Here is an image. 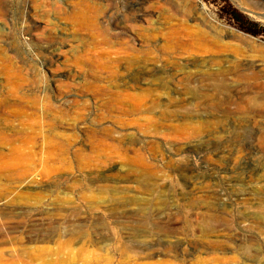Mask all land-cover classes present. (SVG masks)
I'll list each match as a JSON object with an SVG mask.
<instances>
[{
    "label": "rangeland",
    "instance_id": "374dc122",
    "mask_svg": "<svg viewBox=\"0 0 264 264\" xmlns=\"http://www.w3.org/2000/svg\"><path fill=\"white\" fill-rule=\"evenodd\" d=\"M263 7L0 0V264H264Z\"/></svg>",
    "mask_w": 264,
    "mask_h": 264
},
{
    "label": "bare ground",
    "instance_id": "6f19581e",
    "mask_svg": "<svg viewBox=\"0 0 264 264\" xmlns=\"http://www.w3.org/2000/svg\"><path fill=\"white\" fill-rule=\"evenodd\" d=\"M86 2V1H85ZM90 6V5H89ZM94 7V6H93ZM177 7V6H176ZM173 8V7H172ZM174 10H175V8H174ZM80 11V10H79ZM175 11H177V10H175ZM86 12V11H85ZM170 12V11H169ZM82 14H83V16H84V14L86 15V13H83V11L81 12ZM172 13H173V11H172ZM171 14V13H170ZM175 15V14H174ZM91 17V16H90ZM169 17V16H168ZM86 18H87V16H86ZM85 19V18H84ZM94 21V20H93ZM96 22V21H95ZM94 23V22H93ZM139 27H137V29H138ZM136 29V28H135ZM179 29V28H178ZM177 30V29H176ZM197 32V31H196ZM206 37V36H205ZM204 38V37H203ZM194 39V38H193ZM201 40V39H200ZM255 41V40H254ZM124 43V42H123ZM122 46V45H121ZM135 45H133V47H134ZM136 51H138V49L136 50ZM208 51V50H207ZM133 54V53H132ZM130 63H132V62H130ZM207 62H204V63H202L200 66H201V68L199 69V71L206 77V79H209V80H211V79H214V78H220V77H223V79H224V77L226 76V75H228L229 73H231V68H225V67H223V66H219V67H216V69H212L210 66H207V64H206ZM199 65V64H198ZM239 71V70H238ZM186 73H188V72H186ZM239 73V72H238ZM135 74V73H134ZM201 74V75H202ZM232 74V73H231ZM233 75V74H232ZM238 75V74H237ZM201 77V76H200ZM186 78H190V76L187 74V76H186ZM204 80H205V78H204ZM219 80V79H218ZM205 81H207V80H205ZM214 82V81H213ZM222 82V81H221ZM213 89V88H212ZM210 90V89H209ZM217 90V89H216ZM199 93V92H198ZM199 96V95H198ZM1 141V140H0ZM12 145H13V143H12ZM17 152V151H16ZM242 169V168H241ZM243 175V174H242ZM241 182V181H240ZM251 187V186H250ZM243 189V188H242ZM125 203V202H124ZM75 210V209H74ZM206 210V209H205ZM208 210H210V209H208ZM208 210H206V211H208ZM77 211V210H76ZM205 211V212H206ZM8 214V213H7ZM6 214V215H7ZM205 213H203V212H201V214L200 213H198V218H201L202 219V215H204ZM210 214V213H209ZM207 215V214H206ZM211 215V214H210ZM119 216V215H118ZM218 216V215H217ZM12 217V216H11ZM179 217V216H178ZM240 219H241V221H245L246 220V216L245 215H242V216H240ZM203 220V219H202ZM201 220V221H202ZM59 221V220H58ZM240 221V222H241ZM119 222V221H118ZM58 224V223H57ZM102 224V223H101ZM54 225V224H53ZM75 225V224H74ZM86 225V224H85ZM50 226H51V224H50ZM76 226V225H75ZM56 227V226H55ZM78 227V226H77ZM73 228V227H72ZM75 228V227H74ZM150 228V227H149ZM50 229V228H49ZM48 229V230H49ZM71 229V228H70ZM73 230V229H72ZM71 230V231H72ZM76 230V229H75ZM80 230H81V228H80ZM204 231H206V229L204 230ZM77 232V231H76ZM80 232V231H79ZM78 234V233H77ZM4 235V234H3ZM5 236V235H4ZM202 239L204 240V238L206 237V233L205 232H202ZM201 239V240H202ZM207 239V238H206ZM13 240V239H12ZM210 243V242H209ZM222 243V242H221ZM215 245H216V243H214ZM213 245V244H212ZM218 245H220L219 243H218ZM30 250V249H29Z\"/></svg>",
    "mask_w": 264,
    "mask_h": 264
},
{
    "label": "trees",
    "instance_id": "16d2710c",
    "mask_svg": "<svg viewBox=\"0 0 264 264\" xmlns=\"http://www.w3.org/2000/svg\"><path fill=\"white\" fill-rule=\"evenodd\" d=\"M233 17L237 20V21H241L242 24H246L247 26L255 25L254 22L249 21L248 19H244V17L241 15V13L238 11V9L234 8L233 9ZM243 20V21H242Z\"/></svg>",
    "mask_w": 264,
    "mask_h": 264
},
{
    "label": "crops",
    "instance_id": "0c3cea01",
    "mask_svg": "<svg viewBox=\"0 0 264 264\" xmlns=\"http://www.w3.org/2000/svg\"><path fill=\"white\" fill-rule=\"evenodd\" d=\"M256 9V6H252V9ZM260 10H261V13L260 14H255V16L257 17V18H264V7L263 8H260ZM247 14H249V12L247 11Z\"/></svg>",
    "mask_w": 264,
    "mask_h": 264
}]
</instances>
